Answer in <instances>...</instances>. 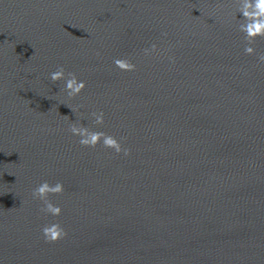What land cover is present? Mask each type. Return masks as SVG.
I'll return each mask as SVG.
<instances>
[{"label": "water", "instance_id": "95a60500", "mask_svg": "<svg viewBox=\"0 0 264 264\" xmlns=\"http://www.w3.org/2000/svg\"><path fill=\"white\" fill-rule=\"evenodd\" d=\"M241 18L236 0H0V264H264V37L246 54Z\"/></svg>", "mask_w": 264, "mask_h": 264}, {"label": "clouds", "instance_id": "9594fccd", "mask_svg": "<svg viewBox=\"0 0 264 264\" xmlns=\"http://www.w3.org/2000/svg\"><path fill=\"white\" fill-rule=\"evenodd\" d=\"M236 2L237 13H240L242 17L239 19L241 23L238 24V30L243 33L244 39L247 41L244 46V52L253 54L255 52L252 47L254 39L258 36L264 37V0H236ZM152 47L155 48V45ZM144 51L148 53L149 49ZM169 61L174 62V59L169 57ZM257 62L264 63V54H257ZM113 64L122 70L134 68V65L120 58H114ZM49 78L52 81H63V88L69 97L79 95L87 87L85 80L80 79L74 72H66L62 65L58 66L57 70L50 72ZM72 110L75 111L73 108ZM90 115L93 124L99 125L103 123V111L92 112ZM69 131L72 135L78 137V143L85 147H96L102 137L104 147L111 148L116 153H123L125 156L129 154V149L122 147L116 137L90 128L88 124L73 122L69 126ZM63 192L64 185L61 181L57 180L54 183H49V181L44 180L33 188L32 196L42 202L40 211L45 216L57 217L61 215L62 209L59 204L53 203L51 196L62 194ZM40 231L44 240L49 243L64 239L67 236L65 229L56 221L45 223Z\"/></svg>", "mask_w": 264, "mask_h": 264}]
</instances>
